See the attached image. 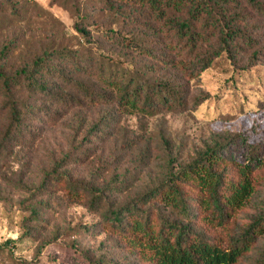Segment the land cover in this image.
<instances>
[{
    "label": "rangeland",
    "instance_id": "rangeland-1",
    "mask_svg": "<svg viewBox=\"0 0 264 264\" xmlns=\"http://www.w3.org/2000/svg\"><path fill=\"white\" fill-rule=\"evenodd\" d=\"M221 1L207 2L197 26L237 22L253 46L233 57L218 53L212 26L193 48L177 36L168 21L186 10L161 18L141 0H0V72L13 85L7 97L0 79V264H157L131 241L130 209L149 193L156 230L175 222L226 248L264 217V17ZM24 71L38 85L21 83ZM128 81L145 85L131 104ZM248 146L262 158L254 192L220 226L188 173L208 168L226 193L242 181ZM172 184L187 216L157 195ZM262 228L237 264H264Z\"/></svg>",
    "mask_w": 264,
    "mask_h": 264
},
{
    "label": "trees",
    "instance_id": "trees-1",
    "mask_svg": "<svg viewBox=\"0 0 264 264\" xmlns=\"http://www.w3.org/2000/svg\"><path fill=\"white\" fill-rule=\"evenodd\" d=\"M212 0H205L203 3H197L195 0H141L145 5L151 7V11L155 12L161 18L166 16V9L174 8L179 12L186 10L188 17L179 22L177 20H169L168 24L172 30H175L177 36L182 39H186V42L193 48L199 39L202 38L200 33L201 29L210 28L211 32L215 31L216 45L220 47L218 53L225 52L228 56L233 57V53L237 47L247 46L252 47L253 41L250 36L245 34L239 27L237 22H233L232 25H228L226 22L220 25L218 23H207L204 26L198 27L197 23L204 20L202 15H208L209 8L212 4ZM216 1V0H214ZM223 6H249L251 9L258 12L264 17V2L258 0H222ZM187 4H191L188 6ZM208 5V6H207ZM206 7V8H203ZM243 11L236 16H233L237 21L242 18ZM212 24V25H211ZM205 39H208V37ZM212 58L200 59L197 63L189 66L190 71H196L197 66H201L205 69ZM40 61H38L39 63ZM25 77L19 75L18 80L25 83L27 86L38 85V82L34 80V75L27 71H24ZM0 79L3 82L6 96L12 95V84L8 78L0 72ZM16 82L15 84H20ZM145 89V85L139 81H128L125 86L122 87V100L126 104H131L132 100L137 101V95ZM155 107V106H153ZM7 108L9 109L11 124L18 123L21 112L16 103L9 102ZM154 109V108H153ZM245 162L240 164V173L242 181L238 184L231 183L226 186V193H222L220 188L222 182L211 170L202 166L197 169L196 173H188V175H196L197 181L202 194L204 195L203 204L206 210L210 211L206 215V219L212 222H216L220 226H224L230 217V213L236 209L241 208L254 192L253 183V169L259 167L262 164L261 153L248 146L246 150ZM190 176V177H191ZM167 187L161 194L158 192L159 197L165 206H171L179 211L180 214L187 216V207L184 205L183 198L180 191L174 184L165 185L159 187L160 191ZM162 188V189H161ZM157 189V190H158ZM154 194V193H153ZM152 193L146 194L140 198L138 208H131L130 214L132 217L131 227L136 233L137 237L133 238L132 244L134 246H142L150 252V256L157 264H237L238 261L250 252L253 244L256 241L260 231H263L264 217L256 223L253 227L241 234L235 239L231 246L228 248L220 246L217 243H212L198 237H190L182 230L177 223L167 222L162 225L160 230L154 228L153 222L150 220V216L143 210L145 204L153 197ZM206 194V196H205ZM80 195L77 191L75 196ZM152 195V196H151ZM150 197V199H149ZM89 207L92 210L97 211L98 208H103L101 200L88 202ZM133 205H129L132 207ZM119 219V216L116 217Z\"/></svg>",
    "mask_w": 264,
    "mask_h": 264
}]
</instances>
